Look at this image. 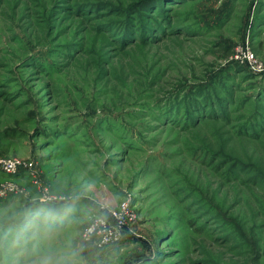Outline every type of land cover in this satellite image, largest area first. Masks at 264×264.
I'll list each match as a JSON object with an SVG mask.
<instances>
[{
	"label": "rangeland",
	"instance_id": "obj_1",
	"mask_svg": "<svg viewBox=\"0 0 264 264\" xmlns=\"http://www.w3.org/2000/svg\"><path fill=\"white\" fill-rule=\"evenodd\" d=\"M0 158V264H264V0H0Z\"/></svg>",
	"mask_w": 264,
	"mask_h": 264
},
{
	"label": "built area",
	"instance_id": "obj_2",
	"mask_svg": "<svg viewBox=\"0 0 264 264\" xmlns=\"http://www.w3.org/2000/svg\"><path fill=\"white\" fill-rule=\"evenodd\" d=\"M24 164L16 159L0 158V170L7 175H16L20 173ZM16 187L11 184H4L0 187V197L4 198L14 194ZM129 209L123 205L120 211L111 212V220L95 221L88 226L83 233L85 240H100L103 244H114L122 238V233L127 225Z\"/></svg>",
	"mask_w": 264,
	"mask_h": 264
},
{
	"label": "clouds",
	"instance_id": "obj_3",
	"mask_svg": "<svg viewBox=\"0 0 264 264\" xmlns=\"http://www.w3.org/2000/svg\"><path fill=\"white\" fill-rule=\"evenodd\" d=\"M54 216H55V213L51 210L38 211L33 214V224L37 228H39L40 226H44L48 230H51L52 228L51 221L54 219ZM26 230H27L26 228L22 230V234H23V231H26ZM22 234L21 236H18L17 242H19V240L22 238ZM39 264H71V262L66 261V260L53 261L51 258H44L41 261H39Z\"/></svg>",
	"mask_w": 264,
	"mask_h": 264
},
{
	"label": "trees",
	"instance_id": "obj_4",
	"mask_svg": "<svg viewBox=\"0 0 264 264\" xmlns=\"http://www.w3.org/2000/svg\"><path fill=\"white\" fill-rule=\"evenodd\" d=\"M145 1H146V0H145ZM142 7H146V4H143ZM223 49H224L223 51L228 52V54L230 53V50H227L226 48H223ZM205 105H207V104H205ZM194 108H195V106H193L192 109L194 110ZM189 116H190V115H189ZM189 118H190V119H193L192 116H190ZM50 206L53 207L52 205H50ZM50 206H47V207L49 208ZM54 219H56V220H60V219H63V217L57 215V216H54Z\"/></svg>",
	"mask_w": 264,
	"mask_h": 264
}]
</instances>
